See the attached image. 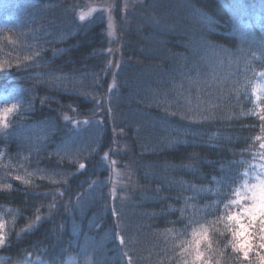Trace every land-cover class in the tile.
Wrapping results in <instances>:
<instances>
[{
  "label": "trees",
  "instance_id": "1",
  "mask_svg": "<svg viewBox=\"0 0 264 264\" xmlns=\"http://www.w3.org/2000/svg\"><path fill=\"white\" fill-rule=\"evenodd\" d=\"M187 1L0 0V264H191L190 237L198 264H264L225 208L264 165V0Z\"/></svg>",
  "mask_w": 264,
  "mask_h": 264
},
{
  "label": "snow or ice",
  "instance_id": "2",
  "mask_svg": "<svg viewBox=\"0 0 264 264\" xmlns=\"http://www.w3.org/2000/svg\"><path fill=\"white\" fill-rule=\"evenodd\" d=\"M91 11L88 13L81 12L79 14V19L81 21H84L86 16H90ZM112 25H109V28L111 29ZM111 34V33H110ZM38 55V53H37ZM25 59H29V57H26ZM6 65L3 63H0V70H3ZM7 67H11V65H7ZM264 75V74H262ZM262 93H264V89L261 90ZM5 103H7V98L4 100ZM18 112V105L12 104L11 107L7 108H0V132H3L5 129L9 127V118L11 115ZM65 119H70L69 117L65 116ZM261 119H264V116L261 117ZM79 123H88V121H73L74 125H78ZM261 148H264V144H261ZM79 167L81 169L85 168L84 164H80ZM262 173H264V167H262ZM242 175L245 177L242 188L243 191H240L239 189H234V194L238 197L237 199L231 200L228 204H225V208L227 209L229 207V204L235 205L239 207L240 212L236 215H229L227 217L228 222L235 223L239 226L237 230L232 231L233 235V248L234 250L242 251L244 254V257L247 258L248 256V238L244 235L246 228L243 224H241L240 216H246L248 218V225L247 227H252L254 222L257 218H259L260 221V230L262 233H264V179H261L260 176H256L255 179L258 181V183H254L249 185L247 182L248 173L245 171L242 173ZM6 187H10V185H7ZM242 201H248L250 203H242ZM115 214V212H113ZM41 218L37 216L36 221L34 224L30 225L28 229H25L26 232L31 231L33 228L37 227ZM4 229V224L0 223V230ZM119 239V242L121 245L124 244L123 237H117ZM204 238H206V233ZM261 241H264V235H261L260 237ZM6 243L5 235L0 233V246H4ZM197 248L199 247V241L196 242ZM261 248H264V243L260 244ZM201 258V254L197 252L196 259L199 260ZM261 260L264 261V257H261Z\"/></svg>",
  "mask_w": 264,
  "mask_h": 264
},
{
  "label": "rangeland",
  "instance_id": "3",
  "mask_svg": "<svg viewBox=\"0 0 264 264\" xmlns=\"http://www.w3.org/2000/svg\"><path fill=\"white\" fill-rule=\"evenodd\" d=\"M5 1H10V0H4V2ZM234 1H236V0H234ZM238 1L239 0H237L234 4H236ZM181 2L184 5L187 6V11H186L187 13L186 14H188V15H194L195 12H199V10L197 8H195V7L192 8L191 5L189 4V2L187 0H181ZM233 7H234L233 8V11L234 12L236 10L237 11L239 10V8L237 7V5H233ZM73 8L65 7L63 10L65 12H67V13H71L73 15H76V18L78 20V23L76 24L77 25L76 26L77 28L78 27H81L82 29H88V28L91 27L92 24L96 23L97 21H101V20L104 21L105 20V21H108L107 22L108 29L112 32L114 20L111 21V13L109 12V9H107V10H104V9L99 10L101 8H98V7H90L88 9L87 8L86 9L83 8L82 10H77V9H73ZM89 11H91V15L90 16H86L85 20L84 21H81L79 19V14L81 12L88 13ZM135 11L138 12L137 8H136V10L133 11V13ZM110 24L112 25L111 29L109 28V25ZM260 74H261V76H259V79L261 78V81H262L261 83L264 85V75H262V74H264V71L261 72ZM96 109H97V107H95L94 109H92L90 111L91 114H94L95 112L100 113L99 112V109L98 110H96ZM83 121H88V123H86V124L85 123H82L78 127L77 131H80L81 132V130L87 129L86 131L88 132L87 133L88 135H85V134H83L81 132L83 134L82 137H81V139L83 137H86L87 138V141L88 142H91V140H92V137L91 136H93L92 134H94V136H96V132L95 131L98 129L97 124L100 123V120L99 119L90 118L89 120L83 119L82 122ZM91 147H92L93 150L95 149L94 146L91 145ZM262 167H264V165L263 166L262 165H259V164H256L255 165V170H254L253 174H251L249 176V177H252L254 180L248 182L249 185L254 184V183H258V181L255 179L256 176H260L261 179H264V173H262ZM239 190L240 191H243V188L241 187V188H239ZM237 198L238 197L236 196L235 199H237ZM242 203H250V202H248V201H242ZM239 212H240V209L236 210L233 214L236 215ZM244 217H246V216L241 215L240 216V220H241V224H243L244 227L247 230V228H248L247 227V225H248V218L246 217V220H245ZM255 222H254L253 226L249 229L250 230V233H252V234H250L248 236L245 235V234L244 235L247 236V238H248V243H249L248 250H249V252L254 253V254L256 253L257 255L259 254L258 255V257H259L262 254L260 252H258V249L257 248H258V245H260L259 244L260 237H261V235H264V233H262L261 230H260V227L261 226H260L259 218H257ZM188 242H189L188 244H186L185 246L181 245L180 248H179L180 250L181 249H184V251H182V253L184 255V256H182L183 257V261H185L187 263L189 262L191 264H198L199 263V260L196 259L197 252H199L198 249H197V245H196V242L197 241H195V243H194L193 239L190 237ZM178 244H179V241H178L177 245ZM194 246H195V248H194ZM147 248H148L147 246H142V250L143 251H147ZM138 249H140L139 246H138ZM87 252H90V251H87ZM256 259H257V261H255V262L257 264L258 261H259V258L256 257ZM180 260H181V257H179V260L171 259V260H169V263H171V264H183V262H180Z\"/></svg>",
  "mask_w": 264,
  "mask_h": 264
}]
</instances>
